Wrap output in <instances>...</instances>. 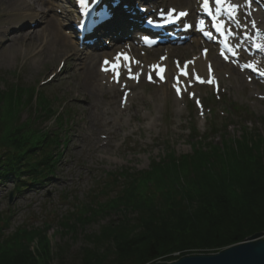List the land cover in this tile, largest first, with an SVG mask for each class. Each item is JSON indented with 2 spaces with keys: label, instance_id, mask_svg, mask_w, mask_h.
I'll return each mask as SVG.
<instances>
[{
  "label": "rangeland",
  "instance_id": "1",
  "mask_svg": "<svg viewBox=\"0 0 264 264\" xmlns=\"http://www.w3.org/2000/svg\"><path fill=\"white\" fill-rule=\"evenodd\" d=\"M58 3L60 6L47 14L53 15L56 22L58 20L59 27L63 23L62 9H70L67 1L58 0ZM162 5L183 7L178 0L165 1ZM3 7L0 6V28L12 30L15 24L23 23V26L37 25L34 29L40 32L44 26L36 18L29 21V16H12ZM61 26L60 33L66 35ZM4 38L0 34V46ZM30 38L36 42L40 40L39 36ZM67 40L74 43L69 36ZM29 41L27 38L16 41L12 46L18 51L16 57L7 56L6 49L0 50V93L6 97L15 88L20 90L17 95L22 96L21 104L12 121L27 122L36 131V137L45 133L54 137L52 143L58 145L48 147L54 155L49 159L52 167L37 183L17 191L13 180L0 179V236L11 238L28 232H44L53 256L51 264H78L82 249H104L105 243L93 239L100 236L103 226L117 222L121 213L105 210L83 223L77 222V218L83 214L89 216L93 214L91 211L109 204L123 187L122 182L126 185L123 176L147 171L169 153L175 158L189 156L191 127H196V134L202 138L192 141L195 148L196 144L205 149L209 144L220 147L223 143L235 148L241 140L261 143L264 139V87L247 83L245 76L240 75L244 86L238 87L232 84L235 75L224 70L220 75L223 84L217 95L208 88H201L202 93L197 98L205 109L203 117H199L187 97L179 101L168 86H148L143 82L131 90V105L123 111L120 92L106 93L103 97L99 94L100 97L91 99L90 93L94 91L86 85L84 74L76 71L72 48L49 50L44 57L46 60L37 63L35 56L24 53ZM36 42L32 44L34 53ZM159 52L147 54L148 62L156 61ZM197 54L198 49L192 48L189 53L176 52L173 56L181 61ZM98 59L94 63L96 69ZM88 64L86 61L84 66ZM162 90L165 93L160 96ZM35 93L37 97L33 99ZM41 103L45 104L44 110L38 107ZM230 104L237 105V113H233ZM102 110L110 111L113 117L103 115ZM118 110L120 119L115 118ZM260 150L264 154V147L260 149L259 146ZM163 172L161 169L158 175ZM147 185L154 188L152 182ZM133 216L132 212L124 213L128 219ZM70 219L75 222L72 229L62 225ZM30 246L33 254L41 250L35 242ZM220 251L184 254L212 255ZM59 255L62 259L55 258Z\"/></svg>",
  "mask_w": 264,
  "mask_h": 264
},
{
  "label": "trees",
  "instance_id": "2",
  "mask_svg": "<svg viewBox=\"0 0 264 264\" xmlns=\"http://www.w3.org/2000/svg\"><path fill=\"white\" fill-rule=\"evenodd\" d=\"M17 91L6 97L0 93V179L13 180L20 191L49 173L54 155L48 149L58 143L45 133L36 137L27 122L12 121L22 100ZM38 107L44 110L45 104ZM190 133L189 156L175 158L169 153L147 171L123 176L127 183L122 182L109 204L77 218L83 223L105 210L121 213L117 222L103 226L93 239L105 243V248L82 249L78 264L169 263L185 252L220 251L252 235H264V154L259 152L264 139L241 140L235 148L223 143L203 149L192 142L202 138L193 129ZM161 169L164 172L158 175ZM151 182L154 188L148 187ZM129 212L134 215L131 219L124 217ZM74 224L70 219L62 225L72 229ZM43 234L0 236V264H51L53 256ZM33 242L41 248L36 254L30 249Z\"/></svg>",
  "mask_w": 264,
  "mask_h": 264
},
{
  "label": "bare ground",
  "instance_id": "3",
  "mask_svg": "<svg viewBox=\"0 0 264 264\" xmlns=\"http://www.w3.org/2000/svg\"><path fill=\"white\" fill-rule=\"evenodd\" d=\"M159 2H171L172 0H158ZM184 8V10L192 11L193 9V0H178ZM57 0H0V6H4L3 8L7 9L6 13L12 15V16H18L20 18H24L28 16L31 18L30 20H40V25H44L40 32L36 31L35 29H31V27L27 28L26 26H23V23H17L13 26L12 30H9L7 28H0V34L1 36H4L5 38L1 41V46L0 50H8L9 53L7 54L10 55L9 57H16L18 55V51L13 50L12 46L16 43L17 40L19 39H26L30 40L26 45L28 44V47L26 46V49L24 50V53L26 52L30 57H34V61L41 62L43 59H45L48 54L49 50L57 52L60 51L66 47L72 48L74 51L75 55L73 56L74 61V67L77 69V72L83 73L84 78H85V83L86 85L92 87V91L90 93L91 99L92 97H100V95L103 97L106 93L110 94H115V92L118 91V87L112 85L111 83L106 80V83H104L105 78L107 75H102L99 72L98 65L96 69V64H94L95 60L97 58H107V56H112L109 53H102V54H94L93 56H86L79 50H77V45L75 43H71L70 41L67 40V36L63 35L60 33L58 24L56 22V19L53 15H48L47 13H50L53 11V9L58 5ZM2 8V9H3ZM179 10V9H178ZM64 19H71L72 14L71 12H66L65 15L63 16ZM37 28V27H36ZM40 33V34H39ZM36 37L39 36V41L36 42L35 40H31V36ZM64 37H63V36ZM42 37V38H41ZM101 39L98 40V42ZM36 42L37 45V50L34 53L33 46L32 44ZM17 44V43H16ZM51 48V49H50ZM189 49V46L187 47ZM184 49V50H187ZM192 49V47H190ZM47 55V56H46ZM45 57V58H44ZM101 59H99L101 61ZM214 65V68L216 70L217 75L215 74L216 77H219L220 79V70L225 69L226 66L217 61L214 57L208 58ZM206 58L205 60H201V58H198L194 64V67L191 69H196L200 71V73L204 76H206V63L208 61ZM46 60V59H45ZM86 61H89V64L87 67L84 66V63ZM99 61V62H100ZM146 57L142 58V62L145 65H149L148 63L146 64ZM165 64H168V61L165 62ZM228 67V66H227ZM231 70V73L233 72L232 68H229ZM138 69H135L134 72L136 73ZM240 75L238 74L235 76L234 81L232 84H235L238 87H243L244 85L242 84V78L239 77ZM222 85L223 82H220ZM134 88V84H129L127 89L132 90ZM196 92L201 95L202 91L201 88H196ZM165 93V91H160V96H162ZM100 94V95H99ZM133 99V96H128L127 99V107L131 105V101ZM91 106V103H90ZM123 111L126 110V107L122 109ZM102 114L107 116V114H110L111 117H113L112 113L108 110H102ZM121 117V112L116 111L115 112V118L120 119ZM106 123V122H105ZM109 123H111L109 121ZM108 123V124H109ZM106 124V125H108ZM105 125V126H106Z\"/></svg>",
  "mask_w": 264,
  "mask_h": 264
},
{
  "label": "water",
  "instance_id": "4",
  "mask_svg": "<svg viewBox=\"0 0 264 264\" xmlns=\"http://www.w3.org/2000/svg\"><path fill=\"white\" fill-rule=\"evenodd\" d=\"M245 240L216 254L189 255L173 262L155 264H264V235L255 234Z\"/></svg>",
  "mask_w": 264,
  "mask_h": 264
},
{
  "label": "snow or ice",
  "instance_id": "5",
  "mask_svg": "<svg viewBox=\"0 0 264 264\" xmlns=\"http://www.w3.org/2000/svg\"><path fill=\"white\" fill-rule=\"evenodd\" d=\"M86 2H87V0H79V3H80L81 5H85ZM216 3H217L218 5H220V4H224V3H225V0H216ZM204 6H205V7L208 6V0H204ZM236 8H237L236 5H229V6H228V11H229L230 13H232V12H234V11L236 10ZM180 15H181V16H185L186 13H180ZM201 23H203V22H201ZM217 27H218V28H223V24L217 25ZM206 35H207V33H206ZM120 55H123V54H120ZM222 55H223V53H222ZM126 59H127V58H126ZM129 62H130V60H129ZM109 63H110L109 61H105V64H109ZM137 63H138V62H137ZM105 70H107V69H105ZM129 71H131V69H129ZM182 74L186 75L187 73H182ZM261 74L264 75V73H261ZM132 78H135V77L133 76ZM197 79H199V77H197ZM117 82H119L118 79H117ZM208 82L211 83V81H208ZM178 94H179V91H178ZM197 103H199V102L197 101Z\"/></svg>",
  "mask_w": 264,
  "mask_h": 264
}]
</instances>
